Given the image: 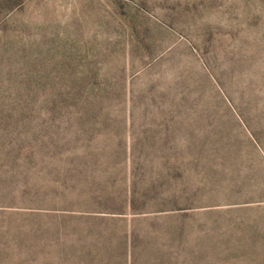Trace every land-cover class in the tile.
<instances>
[{"label": "rangeland", "instance_id": "1", "mask_svg": "<svg viewBox=\"0 0 264 264\" xmlns=\"http://www.w3.org/2000/svg\"><path fill=\"white\" fill-rule=\"evenodd\" d=\"M0 264H264V0H0Z\"/></svg>", "mask_w": 264, "mask_h": 264}]
</instances>
